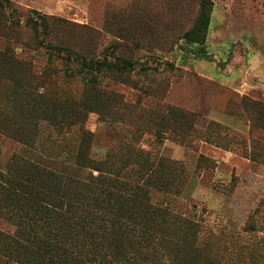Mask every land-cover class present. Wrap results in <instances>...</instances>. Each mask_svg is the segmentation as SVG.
Instances as JSON below:
<instances>
[{
	"label": "trees",
	"instance_id": "1",
	"mask_svg": "<svg viewBox=\"0 0 264 264\" xmlns=\"http://www.w3.org/2000/svg\"><path fill=\"white\" fill-rule=\"evenodd\" d=\"M9 6V0H0L4 18L0 31L10 41L0 52V70L16 83L12 95L16 118H0V132L31 150L42 121L59 132L79 127L81 136L73 166L31 159L28 150L14 155L7 169L0 170V218L12 229L0 230V255L17 264H202L206 254L198 245L199 224L153 202L156 192L176 194L183 167L141 149L140 143L144 132L152 130L159 139L167 132L192 133L206 143L225 146L219 140H225L227 128L161 104L166 87L147 91L161 105L132 106L105 86L107 80L120 78L129 83L137 71L132 58L116 54L128 51L129 41L112 44L100 57L95 51L99 35L89 28L72 36L68 22L36 11L22 25L19 18H7L4 8ZM212 10L210 0H200L192 26L177 38L174 27L179 18L173 14L154 13L149 30L145 14H139V26L124 37L157 33L162 39L169 35L170 45L183 41L203 46ZM162 13L164 20L159 18ZM165 14L176 21L166 20ZM12 42L46 50L45 72L34 74L32 61L18 58ZM249 103L264 120V104ZM93 113L113 127L118 142L102 161L90 156L94 136L85 125Z\"/></svg>",
	"mask_w": 264,
	"mask_h": 264
},
{
	"label": "rangeland",
	"instance_id": "2",
	"mask_svg": "<svg viewBox=\"0 0 264 264\" xmlns=\"http://www.w3.org/2000/svg\"><path fill=\"white\" fill-rule=\"evenodd\" d=\"M9 1L5 15L19 18L22 25L36 11L68 22L72 36L83 33L84 27L94 31L99 35L95 51L100 57L112 44L129 41L131 48L116 54L132 58L137 71L130 75L129 83L122 78L105 83L127 104H167L227 128L229 134L219 140L225 146L206 143L192 133L181 136L179 132H167L159 139L152 130H146L140 148L179 163L184 171L176 194L156 192L153 202L199 224L198 245L206 254L202 264H264V120L249 103L264 104V0H210L213 10L203 46L183 41L170 45L169 35H164V40L157 33L142 37L134 32L124 37L142 21L137 15L145 14L149 30L153 14L163 10L179 18L174 27L177 38L181 30L192 26L200 0ZM2 13L0 28L4 27ZM163 14L160 20H164ZM170 19L176 21L172 17L166 20ZM9 43L0 31L1 53ZM12 46L18 58L32 61L34 74L45 72L49 59L46 50L13 42ZM143 67L151 70L144 73L140 71ZM7 75L0 70L1 119L13 117L15 107L12 95L16 83ZM164 87L167 89L161 104L157 103L159 98L148 96L147 91ZM85 127L94 136L90 156L104 160L118 143L115 130L96 113L90 114ZM80 136L79 127L59 132L42 121L36 147L31 150L0 132V170L7 169L14 155L22 156L28 150L31 159L43 157L73 166ZM0 230L12 229L0 218ZM0 264L17 263L0 255Z\"/></svg>",
	"mask_w": 264,
	"mask_h": 264
}]
</instances>
